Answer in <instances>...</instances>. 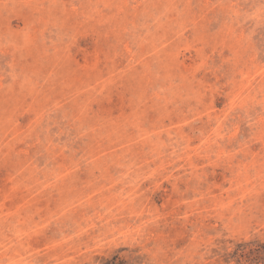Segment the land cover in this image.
Returning <instances> with one entry per match:
<instances>
[{
    "label": "rangeland",
    "instance_id": "obj_1",
    "mask_svg": "<svg viewBox=\"0 0 264 264\" xmlns=\"http://www.w3.org/2000/svg\"><path fill=\"white\" fill-rule=\"evenodd\" d=\"M0 264H264V0H0Z\"/></svg>",
    "mask_w": 264,
    "mask_h": 264
}]
</instances>
